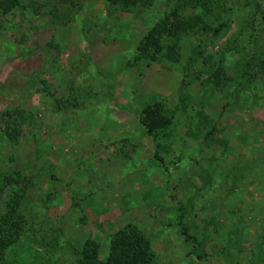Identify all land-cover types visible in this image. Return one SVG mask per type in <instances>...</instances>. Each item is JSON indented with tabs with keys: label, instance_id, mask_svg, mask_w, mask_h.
Here are the masks:
<instances>
[{
	"label": "rangeland",
	"instance_id": "obj_1",
	"mask_svg": "<svg viewBox=\"0 0 264 264\" xmlns=\"http://www.w3.org/2000/svg\"><path fill=\"white\" fill-rule=\"evenodd\" d=\"M168 2L122 13L106 0H77L82 8L69 17L64 1L24 0L0 17V115L30 117L16 144L0 133V173L34 177L31 205L44 216L36 227L57 229L62 247L45 264H74L84 249L104 258L130 223L150 237L154 264H264V13L252 15L253 0H228V32L207 40L192 67L190 36L179 64L129 68ZM238 33L241 54L227 52ZM221 56L233 80L212 93L201 85ZM181 87L194 109L206 99L211 122L202 133L196 112L178 114L160 162L138 116L153 97L174 109ZM178 204L195 247L177 233ZM41 235L23 236L8 259L32 253Z\"/></svg>",
	"mask_w": 264,
	"mask_h": 264
},
{
	"label": "trees",
	"instance_id": "obj_2",
	"mask_svg": "<svg viewBox=\"0 0 264 264\" xmlns=\"http://www.w3.org/2000/svg\"><path fill=\"white\" fill-rule=\"evenodd\" d=\"M23 1L0 0V17L11 14L21 7ZM61 1H64L63 16L69 15L70 17L82 8L81 5H77V0ZM106 1L112 9L122 13H130L136 8L148 6L152 2V0ZM227 1L169 0L162 16L137 43L133 58L127 62V66L134 68L144 62L146 67H149L157 60L177 65L181 60V41L192 36L198 42L191 49L187 59L189 67H192L203 56L208 44L214 43L228 32L231 22L227 14H230L231 8L228 7ZM250 6L253 16L255 12L264 13V0H253ZM52 9L56 14V7L53 6ZM262 17L264 19V15ZM240 36L241 33L231 35L230 39L227 40V52L234 51L241 54L242 51L238 48ZM207 40H209L208 44H206ZM224 60L225 58L221 56L218 61L210 64L206 70V81L201 86H209L212 93L219 92L224 85L233 80L231 76L226 75ZM262 64L264 65V63ZM199 76L200 72L194 74L196 79ZM185 92L186 89L181 87L179 105L175 106L174 109H169L162 101L153 97L148 98L140 110L139 124L143 127L144 134L152 139L155 145L154 156L160 162H163V160L160 158L159 153L165 150L163 141L168 138L169 130L177 122L178 114H185L188 107L196 112L195 127L202 133L211 122L205 112L204 102L206 99L202 100L201 97L199 101H196L197 106L194 109L189 95ZM186 116L188 119H194V117ZM0 120L3 124L1 135L7 142L16 144L21 128L27 121H30V117L22 111L16 110L4 112L0 115ZM189 134L190 137L196 138L195 132H189ZM209 136V132L205 133V137L208 138ZM33 186L34 177L19 169L0 173V264H45L49 256H54L55 252L62 249L57 229L43 232L36 227L44 219V216L33 204L31 205L30 191ZM177 211L175 224L177 233L183 238L184 242L195 247L197 242L194 236L189 234L183 222L181 204H178ZM37 231L43 235H41L38 242H32L36 245L32 253L21 255L15 252L8 259V252L21 244L23 236L30 240ZM25 259L29 262L26 263ZM154 262L155 252L150 237L138 226L131 223L123 226L110 237L107 255L104 258L98 254L96 249L90 251L84 249L77 253L74 259V264H154Z\"/></svg>",
	"mask_w": 264,
	"mask_h": 264
}]
</instances>
